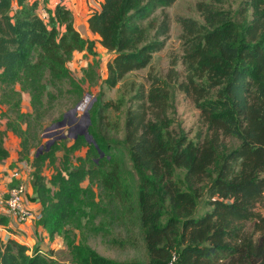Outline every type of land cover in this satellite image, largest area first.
I'll return each instance as SVG.
<instances>
[{"label":"trees","instance_id":"1","mask_svg":"<svg viewBox=\"0 0 264 264\" xmlns=\"http://www.w3.org/2000/svg\"><path fill=\"white\" fill-rule=\"evenodd\" d=\"M175 1L103 0L90 15V32L113 55L105 65L106 88L148 67L163 50L170 32L164 10ZM43 3L0 0V162L9 157L4 140L11 133L19 140L18 161L31 171L32 192L41 205L38 222L50 238L63 239L71 263L143 264L109 260L75 242L73 230L106 232L95 224L103 217L138 228L145 264H168L173 254L174 264H264V214L255 211L264 207V0H244L235 12L218 7V0L200 1L195 9L203 24L174 19L181 28L184 74L171 67L167 79L152 78L126 111L124 144L136 177L94 129L96 104L87 130L91 140L78 135L50 177L43 167L55 164V148L30 153L38 144L45 99L55 97L51 91L69 86L76 105L83 85L99 78L94 60L81 79L73 75L68 67L73 54L94 59V43L75 31L61 5L46 9L42 19ZM172 87L199 112L201 130L191 140L170 129ZM23 94L30 112L21 110ZM81 151L72 167L70 155ZM203 199L208 210L200 213ZM28 251L0 238V264L58 262L38 248Z\"/></svg>","mask_w":264,"mask_h":264},{"label":"rangeland","instance_id":"2","mask_svg":"<svg viewBox=\"0 0 264 264\" xmlns=\"http://www.w3.org/2000/svg\"><path fill=\"white\" fill-rule=\"evenodd\" d=\"M200 1L209 2L211 0H176L171 7L164 10L170 19V32L165 47L153 55L148 67L126 75L114 88L109 89L102 84L106 77L104 65L109 59L108 56H102L100 60L94 59V62H98V81L94 85H83V98L76 105L72 104L73 95L67 93L70 90L69 86L64 85L60 93L55 90L51 91L52 94H55V97L51 100L45 99L44 117L38 128V144L33 149V153H38V150H40L39 153H42L46 151L45 149L49 150L50 148H55L56 150L55 157L57 160L55 164L53 166L45 164L43 167V174L46 177H50L59 168L60 161L65 160V147H70L78 135L85 133L90 128V113L92 109L94 110L95 104L99 105V107L95 108L92 115L96 120L94 129L108 142L110 148L115 150V154L120 156L123 167L134 173V177H136V173L131 168L132 163L129 159L128 149L124 144L126 111L131 106V100L136 96L140 88L148 90L152 78L167 79L166 75L171 67L182 77L184 67L181 59V28L175 23L174 19L176 17L191 18L203 24L202 18L195 9L196 3ZM243 1L218 0L217 6L225 11L235 12ZM26 102L24 100L21 104L23 112L31 110V107ZM101 106H105V109H100ZM168 115L172 120L170 129L176 135L178 134L191 140L201 130L198 123V110L195 109L189 99L175 90L174 87L171 88ZM81 118H83L82 122L80 121ZM56 121L58 123L63 122V129L50 137L44 136L45 130L56 125ZM4 123L5 120H3ZM47 144H49L48 147ZM230 145L236 146L237 144L232 142ZM83 154V151H81L70 155L72 167L77 166L75 158ZM176 178L181 179V174L177 173ZM85 185L83 184V186ZM202 201L204 199L200 202V213L208 210V207ZM263 208L258 206L255 211L264 214ZM110 222V218L99 217L96 219L95 224L97 226L101 225L107 233L100 232L93 235L88 229L83 233L73 230V238L76 243L83 241L98 255L106 259L116 262L139 261L145 264L148 256L138 228H135L130 224V221L126 220L113 224ZM251 225L252 223L247 224V231L250 230ZM56 264H72L66 250L58 256Z\"/></svg>","mask_w":264,"mask_h":264},{"label":"crops","instance_id":"3","mask_svg":"<svg viewBox=\"0 0 264 264\" xmlns=\"http://www.w3.org/2000/svg\"><path fill=\"white\" fill-rule=\"evenodd\" d=\"M38 1L43 3V0ZM102 2L103 0H47L45 5L43 3L41 6L50 11H54L57 5H61L68 10L72 16L75 31H77L83 39L94 43L93 50L96 53L94 59L96 58L100 60L102 56H108L109 59L105 62L106 65L113 55L102 51L98 43L99 37L92 34L88 26L90 15L94 11L100 9ZM94 59L86 52L74 53L68 67L75 77L81 79L83 76V70L88 65L93 64L94 62H92V60ZM24 100H28L27 94L22 95V101ZM26 103L28 104V101ZM1 125L3 129V121L1 122ZM6 137L4 143L9 151V157L0 162V191H6L10 186L16 184V179L11 180L8 177L13 171H20L27 188L25 205L32 213V217L23 223H18L13 217L6 213L4 208L0 207V228L6 229L0 234V238L3 242L14 240L20 244L26 245L29 248L28 254H30L33 249L38 248L42 253L47 254L49 257L58 261V256L62 254L65 249L63 239L60 236L50 238L47 230L38 222L41 205L35 199L32 192L30 168L24 162L18 161L20 146L17 137L11 133H7ZM7 141L8 143L6 144ZM30 153L33 154V149H31Z\"/></svg>","mask_w":264,"mask_h":264},{"label":"built area","instance_id":"4","mask_svg":"<svg viewBox=\"0 0 264 264\" xmlns=\"http://www.w3.org/2000/svg\"><path fill=\"white\" fill-rule=\"evenodd\" d=\"M41 18L47 19V11L45 7L41 9ZM60 130L46 131L44 136L50 137L55 133H59ZM9 179H16L17 183L10 186L6 191H0V207L4 208L6 213L13 217L18 223H23L32 217V213L27 209L25 205L26 185L23 181L20 171H13L9 174ZM6 229L0 228V234ZM176 261V255L173 254L168 264H174Z\"/></svg>","mask_w":264,"mask_h":264},{"label":"water","instance_id":"5","mask_svg":"<svg viewBox=\"0 0 264 264\" xmlns=\"http://www.w3.org/2000/svg\"><path fill=\"white\" fill-rule=\"evenodd\" d=\"M63 127H64L63 122H60V123H57L56 125L48 128L46 131H54V130H60L61 131L63 129ZM84 134L87 137V140L90 141L91 140V137L87 136V131H85ZM48 145L49 144H47V147H48ZM40 149H42V147H40ZM45 150H47V149H45ZM39 151L40 150H38V153H39Z\"/></svg>","mask_w":264,"mask_h":264},{"label":"flooded vegetation","instance_id":"6","mask_svg":"<svg viewBox=\"0 0 264 264\" xmlns=\"http://www.w3.org/2000/svg\"><path fill=\"white\" fill-rule=\"evenodd\" d=\"M81 122L83 121V118H81V120H80Z\"/></svg>","mask_w":264,"mask_h":264}]
</instances>
